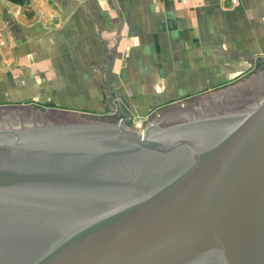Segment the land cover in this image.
I'll list each match as a JSON object with an SVG mask.
<instances>
[{
    "label": "water",
    "instance_id": "obj_1",
    "mask_svg": "<svg viewBox=\"0 0 264 264\" xmlns=\"http://www.w3.org/2000/svg\"><path fill=\"white\" fill-rule=\"evenodd\" d=\"M117 118L0 106V264H264V64Z\"/></svg>",
    "mask_w": 264,
    "mask_h": 264
},
{
    "label": "crops",
    "instance_id": "obj_2",
    "mask_svg": "<svg viewBox=\"0 0 264 264\" xmlns=\"http://www.w3.org/2000/svg\"><path fill=\"white\" fill-rule=\"evenodd\" d=\"M263 60L264 0H0V89L13 103L96 104L97 81L160 104Z\"/></svg>",
    "mask_w": 264,
    "mask_h": 264
},
{
    "label": "rangeland",
    "instance_id": "obj_3",
    "mask_svg": "<svg viewBox=\"0 0 264 264\" xmlns=\"http://www.w3.org/2000/svg\"><path fill=\"white\" fill-rule=\"evenodd\" d=\"M264 64V60L256 62L254 67L247 72L239 74L236 78L222 82L215 87L195 88L183 90V95L175 94L174 97L166 98V102L160 104H141L138 103L139 98L134 97V89H120V88H102L99 82H95V101L96 104L89 105H71V104H27L13 103L11 98L5 96V90L0 89V106H28L33 105L41 109H55L60 111H68L80 114L93 115L100 118H117V101L120 106L131 116L129 124L134 127L139 133H143L144 124L149 120L159 109L166 108L170 105L181 103L184 108L183 101L198 97L201 94L216 91L233 85L240 81L247 75L254 72L258 67ZM124 76V75H123ZM115 84V83H114ZM22 91V90H16ZM49 92L51 90H45ZM154 92H162L164 90H153ZM10 101V102H8Z\"/></svg>",
    "mask_w": 264,
    "mask_h": 264
},
{
    "label": "trees",
    "instance_id": "obj_4",
    "mask_svg": "<svg viewBox=\"0 0 264 264\" xmlns=\"http://www.w3.org/2000/svg\"><path fill=\"white\" fill-rule=\"evenodd\" d=\"M14 4H18V5H23L25 4L26 2H28L29 0H8Z\"/></svg>",
    "mask_w": 264,
    "mask_h": 264
}]
</instances>
